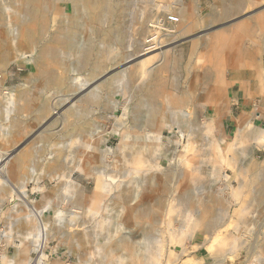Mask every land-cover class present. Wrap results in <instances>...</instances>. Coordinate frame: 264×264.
<instances>
[{
  "label": "rangeland",
  "instance_id": "rangeland-1",
  "mask_svg": "<svg viewBox=\"0 0 264 264\" xmlns=\"http://www.w3.org/2000/svg\"><path fill=\"white\" fill-rule=\"evenodd\" d=\"M121 1L124 5L127 4V13L131 15L128 20L139 15L141 8L147 5V2L141 3L144 0ZM202 1L205 7L203 12L209 10L208 2L214 4V0ZM149 2L152 3L150 7L154 5L153 0ZM129 24L123 25L124 29L122 28L128 45L136 40L139 37L137 34L140 33V24ZM156 52H149L131 64ZM258 59L256 62L255 58L251 60V67L247 71L258 69L256 75L261 77L250 78L247 73L245 76L241 75L244 77L242 82L237 81L228 87L229 108L233 110V115L231 110H225L227 111L225 117L219 121H214L213 110L210 108L207 114L205 110L200 111L197 98L204 90L214 88V85L211 79L207 82L191 71L187 67V58L186 61L177 63L179 71L171 73V76L170 73H163L164 78L174 79L172 82L175 88L169 90V97L184 99L186 104L188 98L190 102L186 108V104L171 105L166 99L161 98L158 103L162 110L158 119H161L159 127L154 130L161 136L158 144L153 145L150 151V141L155 134L145 126L146 118L149 116L147 108L139 111L138 84L135 80L124 79L122 87H119L118 83L110 79L121 68L110 67L106 74L108 76L105 75V78L100 76L99 78H102H97L92 85L93 88L108 80L112 84L101 91L102 99H99L98 104L92 108L77 103L83 114L76 127H86L88 132L94 133V135L88 133L92 134V137L85 134L81 138L84 141L92 139L99 152H107L106 157H103V153L102 156L97 153L96 159L88 166L86 161L82 163L79 160L80 155L78 158L70 156L61 163L62 170L55 171H49L48 165L60 141L59 135L53 136L49 144L44 142L36 144L38 143L36 137L30 136L33 135L32 132L40 129L39 126L28 136L7 135L10 123L4 120V108L8 106L4 95L11 89L32 87V82L36 80L35 75L30 68H20L19 65H24V61L15 63L3 75L0 67V160L8 157L17 146L19 151H22L31 146L42 147L45 144L40 150L46 149L43 154L36 153L35 157L29 160L27 164L29 168H17L14 159L0 166V243L5 242V248L0 249V264H6L7 259L15 256L17 247L22 244L25 237L29 238L28 244L34 246L33 235H28L34 223H31L27 216L34 209L41 211L45 207L48 211L43 213V217L47 219L50 238L43 258L37 252L32 253L34 264H240L244 260H257L250 256L249 247H253L258 241H264V188L253 187L249 178L250 175H259L261 167L259 165L264 160V144H258L253 136L258 127L264 129V58ZM191 64L194 65V62ZM228 74L230 73L224 74L226 80L229 78ZM71 76L74 77L72 73ZM43 91L44 99L59 94L53 88H45ZM126 96H131L130 100ZM256 106L258 109H255ZM243 109L248 110L243 114L241 112ZM175 111L179 113L183 111L189 116L183 119L177 114L174 115ZM162 112L166 117H162ZM241 115V123L237 126L236 119ZM163 118L169 119V122ZM69 121L74 123L73 118ZM173 122H180L182 132L165 126L172 125ZM210 123L212 129L209 128ZM176 126L179 125L176 124L174 127ZM71 131L70 127L67 132ZM223 133L227 138L222 142ZM240 134H249V137L245 141L236 140ZM124 135L130 143L135 142V146L150 144L148 148L141 150L140 166L125 163L126 159L122 155L128 150L127 145L122 143ZM211 140L216 142L213 147L210 145ZM15 155L16 153L13 157ZM100 157L103 158L99 159ZM99 162L106 167L105 170ZM79 165L87 171L104 172L108 176V181H111L109 176L112 175L115 184L120 182L125 184L132 180L130 201L126 203L111 201L94 218L86 216L84 204L78 206L74 204L75 188L86 186L87 195L92 196L98 175L86 176L77 169ZM241 165H243L241 171H246L242 175L237 170ZM251 167L252 170H249ZM74 168L76 169L72 174L74 179L72 183L66 178L55 179L59 173L69 174ZM225 175L228 179L224 178ZM148 177L152 179L147 180ZM240 181H244L243 186H240ZM246 208H249L250 213L243 211ZM187 213L191 216L189 226L203 218V231H198L194 237L190 227L185 229ZM107 214H110L111 220L109 231L105 232L104 229L97 227L95 218ZM78 220L85 221V226H76ZM246 220L248 225L245 226ZM14 222L18 224L15 226ZM209 225L214 226L217 232L213 240L206 242L209 234L205 230ZM10 226H13L11 232L8 229ZM4 233L8 235L6 239ZM131 236H135L136 255L139 259L132 258L128 248L121 242ZM235 241L238 244L244 242V245L230 253L232 242ZM38 257L41 258V263H38ZM261 258H264V249L261 251ZM222 259H225L224 263L220 262Z\"/></svg>",
  "mask_w": 264,
  "mask_h": 264
},
{
  "label": "bare ground",
  "instance_id": "bare-ground-1",
  "mask_svg": "<svg viewBox=\"0 0 264 264\" xmlns=\"http://www.w3.org/2000/svg\"><path fill=\"white\" fill-rule=\"evenodd\" d=\"M148 1H141L142 4L147 2V5L141 8L139 15L128 20L131 15L127 13V4L124 5L121 0H0L1 73L3 75L15 63L19 64L24 61V65H19L20 68H30L36 78L32 82V87L11 89L4 95L8 101V106L4 108V120L10 123L7 135L28 136L37 126L40 129L30 135L36 137L35 139L38 140L36 144L40 142L49 144L53 136L59 135L60 141L57 143L53 159L48 165L49 171L62 170L61 163H64L70 156L78 158L80 155L79 160L82 163L86 161L88 166L92 160L96 159L97 153L100 155L103 153V157H106L107 152H99L98 146L93 145L92 139L84 141L81 138L92 132H88L86 127H76L83 114L77 103L93 108L98 104L99 99H102L101 93L110 85L112 86L109 83L110 80L118 83L119 87H122L124 79L135 80L138 84L139 111L142 112L143 108H147L149 116L146 118L147 125L145 126H148L150 132L155 134V137L150 141L151 145H147L150 151L153 145L158 144L161 136L154 131L159 127V119H161H158L162 111L158 104L161 98L166 99V102L171 105L186 104L184 99L178 100L169 97L168 92L171 88H175V85L172 82L173 78L166 79L162 76L163 73H170L171 76V73L177 70V63L182 60L186 61L187 58V67L191 71L208 80L215 78L214 88L211 86L210 89L204 90V88L198 101L206 107L205 114L209 112L210 108L213 110L214 121H219L225 117V113H227L225 108L229 106L225 90L234 85L240 75L252 73L247 71L251 67V60L258 57L264 58V7L259 8L264 5V0H214V4L207 3L209 7L207 12H203L205 7L202 0H153L154 5L151 7L152 3H148ZM127 23H130L129 25L140 24V33H136L139 37L129 45L125 40L123 30V25ZM152 51L157 52L131 64L137 58ZM192 62L194 65L191 64ZM151 64L152 66H150ZM115 66L121 68L119 72L112 76L108 82H101L100 85L92 88L97 78L104 77L109 68ZM226 72L230 73L231 80L224 79ZM71 73L74 77L71 76ZM3 81H6L5 76ZM45 88H53L59 93L58 96L44 99L42 94ZM130 97L127 99L130 100ZM173 108L175 109V107ZM116 109L115 111H117ZM169 109L172 108L169 107ZM255 109L258 107L256 106ZM170 111L173 114L172 110ZM180 112H176L174 115L177 114L183 119L189 116L183 111ZM162 117H166L164 113ZM71 118L74 123H70L69 119ZM166 119L163 118V120ZM179 123L173 122L172 125L165 126L169 129H179L180 133L182 130ZM137 124L139 125V123ZM176 124L179 126L174 127ZM88 126L91 127V125ZM70 127L72 131L67 132ZM209 128L212 129V123L209 124ZM92 134L94 135V133ZM92 134L88 136L92 137ZM253 136L258 144H264L263 128L258 127ZM247 137L249 134H240L236 140L245 141ZM226 138V134L223 133L221 141H225ZM122 143L127 145L126 149L128 150L122 155L126 159L125 163L140 166L141 150L147 146H135V142L130 143L125 135ZM214 144L216 142L211 140V147ZM42 147L31 146L26 150L19 151L17 146V149L13 150L8 157L0 160V166L8 164L11 159H14L17 168L23 169L27 167L29 160L33 159L36 153L41 155L45 152L46 149L40 150ZM14 153L16 155L13 157ZM100 162L99 165L102 163ZM101 166L103 167V165ZM259 166H261L259 175L249 176L250 184L253 187L264 188V160ZM77 167L86 176L98 175L92 196L87 195L86 186H82L80 189L75 188L74 204L76 206L84 204L86 216L94 218L111 201L117 200L122 203L130 201L132 180L125 184L122 182L115 184L116 181L112 175L109 176L111 181H108V176L104 172L87 171L80 165ZM75 169H72L69 174L61 172L55 179L66 178L72 183L74 181L72 174ZM242 169L243 165L237 169L241 175L246 173V171L242 172ZM249 170H252V167ZM224 178L228 179V176L225 175ZM146 179L151 180L152 177ZM239 183L240 186L244 185V181ZM248 210L249 208L243 209L247 214L250 213ZM33 211L27 218L31 223H34L28 233V235H33L34 246L28 244L29 238L25 237L22 244L17 247L15 256L7 259L6 264H34L33 252L39 253L41 258L45 256L50 230L43 213H46L48 208L45 207L41 211L34 209ZM190 217V213H187L185 229L190 227L194 237L198 231H203V218L189 226ZM110 218V214L95 218L97 227L104 229L105 232L109 231ZM244 223L245 226L248 225L247 220ZM85 224V221L78 220L76 226L83 227ZM211 225L207 226L205 230L209 234L206 242L213 240L217 232V229ZM8 229L11 232L13 226ZM6 236L8 235L6 234ZM10 237L12 236L10 235ZM121 242L128 248L132 258H138L135 236L124 238ZM243 245L244 242L239 244L237 241L232 242L230 253L242 248ZM249 249L251 250L250 256L257 258L253 261H264V258H261L264 241H258ZM41 258L38 257V263L42 262ZM151 259L153 260V256ZM220 262L224 263L225 259Z\"/></svg>",
  "mask_w": 264,
  "mask_h": 264
},
{
  "label": "crops",
  "instance_id": "crops-1",
  "mask_svg": "<svg viewBox=\"0 0 264 264\" xmlns=\"http://www.w3.org/2000/svg\"><path fill=\"white\" fill-rule=\"evenodd\" d=\"M263 6V5H262ZM264 7V6H263ZM258 59V58H257ZM257 59H255L254 61L256 62V60ZM259 60V59H258ZM256 69H257V67H256ZM252 73L251 74H249V75H247V76H249L250 78H252L253 76H257L256 74H257V72H258V69H257V71H251ZM243 76H245V75H243ZM217 77V76H216ZM228 79L227 80H231L232 79V77H231V75L230 74H228ZM258 77H261V76H257V78ZM200 78L203 80H206L207 82L209 81L207 78H203V76H200ZM243 78L244 77H242L241 75H240V77L237 79L238 81H241L242 82V80H243ZM224 79H225V77H224ZM226 80V79H225ZM214 81H215V78H213V80H212V82H213V85H215L214 84ZM210 85V84H209ZM225 94H226V96L228 97V99H229V93H228V90L226 89V92H225ZM184 95H185V93H184ZM201 97V93H200V95H199V97L197 98V103H198V105H200V111H202V110H205L206 109V107L203 105V103H199V98ZM187 100H188V103L186 104V108L188 107V105H189V99L187 98ZM202 105V106H201ZM185 108V109H186ZM226 110H231L230 108H229V106H227L226 108H225ZM245 110L247 111L248 109H243L241 112L244 114V112H245ZM232 111V115H233V110H231ZM242 114V115H243ZM242 115L240 116V117H238L237 119H236V124H237V126H239V124L241 123V117H242Z\"/></svg>",
  "mask_w": 264,
  "mask_h": 264
},
{
  "label": "built area",
  "instance_id": "built-area-1",
  "mask_svg": "<svg viewBox=\"0 0 264 264\" xmlns=\"http://www.w3.org/2000/svg\"><path fill=\"white\" fill-rule=\"evenodd\" d=\"M3 236H4L5 239L7 238L5 233L3 234ZM0 245H1L0 249H4L5 248V242L0 243ZM0 252H1V250H0ZM240 264H264V261L263 260L262 261L244 260Z\"/></svg>",
  "mask_w": 264,
  "mask_h": 264
}]
</instances>
